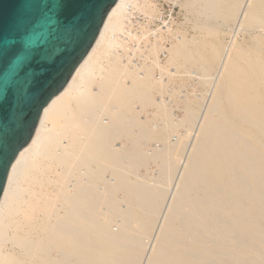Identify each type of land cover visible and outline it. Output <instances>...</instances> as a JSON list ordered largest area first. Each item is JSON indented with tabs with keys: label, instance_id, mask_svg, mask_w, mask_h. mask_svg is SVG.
I'll list each match as a JSON object with an SVG mask.
<instances>
[{
	"label": "bare ground",
	"instance_id": "6f19581e",
	"mask_svg": "<svg viewBox=\"0 0 264 264\" xmlns=\"http://www.w3.org/2000/svg\"><path fill=\"white\" fill-rule=\"evenodd\" d=\"M147 3L118 0L92 50L44 109L33 139L13 163L0 200V264H140L148 249L144 239L162 217L185 157L180 187L158 231L162 243L154 244L152 259L144 263L212 264L224 255L232 264L237 252L260 251L264 55L234 42L225 52L213 39L219 20L264 30V0H185L196 35L183 32L167 48L157 34L154 43L147 39L144 50L138 45L125 59L127 46L118 33L129 30L133 10L149 14ZM166 32L174 35L172 28ZM259 42L264 47V39ZM143 52L147 62L134 64ZM182 72L196 73L203 84L214 83L208 79L215 74L221 78L202 121V100L190 96L181 101V119H173L169 82ZM199 119L200 134L186 154ZM183 128L186 135L172 142ZM150 164L159 169L156 186L146 179Z\"/></svg>",
	"mask_w": 264,
	"mask_h": 264
},
{
	"label": "water",
	"instance_id": "95a60500",
	"mask_svg": "<svg viewBox=\"0 0 264 264\" xmlns=\"http://www.w3.org/2000/svg\"><path fill=\"white\" fill-rule=\"evenodd\" d=\"M117 2L0 0V50L19 49L7 65H0V200L12 165L33 139L44 109L86 59ZM62 4L67 5L63 11Z\"/></svg>",
	"mask_w": 264,
	"mask_h": 264
},
{
	"label": "rangeland",
	"instance_id": "374dc122",
	"mask_svg": "<svg viewBox=\"0 0 264 264\" xmlns=\"http://www.w3.org/2000/svg\"><path fill=\"white\" fill-rule=\"evenodd\" d=\"M147 1H148L147 10H148L149 14H146L145 12L133 10V15L130 17V19L129 20L126 19V30H128V29L129 30L126 31L125 34L118 33V35L120 36V39L125 40V45L127 46V51L125 52V59H127V56L133 55L131 50L133 48H137L138 45H141L142 50H144L145 41L147 39H149L152 43H154L155 42V36L157 34L163 36V38H164L163 43L165 42L164 45L167 48H170L171 44L175 43L177 38H181L182 37L181 33H183V32L186 33L190 38L192 36L196 35V33H195V31H193V27H192L193 26V17H192V15H190V12L184 7L185 0H147ZM203 19H204V21H206L205 18H203ZM218 23H219V28H218L219 34H218V37L216 39H213V41L216 42V44L219 47L224 49L225 52L227 50V47L232 42H234L238 46H241V47H244L247 49H252V50H254L256 52H260L264 55V47L260 46V42H259V39H264V30H262V29H250V28L242 29L239 26V24H236V23L235 24H230V23L228 24V23H225V22L220 21V20ZM168 28H170V29L172 28V30L174 31V35L176 37L174 35L167 33V32L165 33V30L167 31ZM178 30H180V33L177 32ZM238 30H239V32H238ZM133 35H137L138 38L140 39V41H138ZM167 55L168 54H167L166 49L159 53V60L161 62V65L166 64ZM133 60H134L133 61L134 64L143 65L145 62H147V61H145V52L139 53V55L136 56L135 58H133ZM169 69L170 70L172 69L171 72H173V73L175 72L174 67H169ZM192 74L188 75V74H185L183 72L181 74H176L175 76L172 77L171 81L169 82L170 88L175 90L173 92L174 95L172 94L173 96H170V97L167 96V99L169 98L168 101H170L171 105L173 106V119L175 120V123H177L181 119V117L183 116V113H184L183 106L184 105L182 104L183 102L181 103V101L183 99H185L184 98L185 96H190L191 98L195 97L197 99L202 100L201 104H202L203 108H202L201 113H200V117H201V121H202L205 118L204 113L206 111V108H208L207 106L211 103V99H212L213 94H214L213 89L215 90V87H214L215 82H217V80H219V78H220L217 74H215L214 77L212 76L211 78L209 77V79H208V81L211 79L212 80L214 79V83L203 84V79L200 76L196 75V73H192ZM188 76H190V77H188ZM157 77H160V76L157 74ZM181 79H184V82H185V85H184L185 87L183 86V88L181 87V82H180V81H182ZM165 80L168 81L167 76H165ZM206 80H207V78H206ZM158 99L160 100L159 97H158ZM203 100H204V102H203ZM183 101H185V100H183ZM196 125L197 126H195V128L193 129V132H190L189 143L187 146L186 154L188 152L192 151V149L195 145V141L200 134L201 125H202V122H200V119H199V123L197 122ZM186 132L187 131L184 128L182 130L181 129L178 130V133H175L173 135L174 137L171 138L172 142H175L180 134L186 135ZM157 143H156L157 148L162 147V143L161 144H160V142H157ZM156 144H154V147H156ZM186 160H187V158L185 157L183 159V161L181 160L179 162L178 174L176 175V178L173 180V182H172L173 184L170 185L171 187L169 186L170 191L168 189V191H169V194L167 196L168 200L166 199L165 204H164V205H166V204L167 205L162 207V214H161L162 217H160L159 222L157 223L156 227L154 228L153 233L150 236V238L144 239L145 245L148 249L145 250V252L143 254V258H142L143 262L141 261L140 264H143L144 261L147 262L148 260L152 259L153 255L150 252L152 251V248H153L155 243H157L159 245L162 243L161 235L159 233H160V229L162 227L163 221H164L163 217L166 215V213L168 211V205H169L170 201L173 199V197L175 196V192L178 189L177 187H180L179 174L183 170H185V168L187 166ZM149 168H150V172H149L148 176H146V179L150 182L151 185L153 184V186H156L157 185L156 180L159 177V173L157 174V172H159V169H157L156 166H153V164H150ZM141 176L143 177L144 174ZM163 210H164V212H163ZM159 225H161V226H159ZM115 226L116 225L113 226V230L117 229V227H115ZM158 231H159V233H158ZM230 232L231 231L227 232V234H229V235L232 234ZM148 239H150V241ZM261 244H264V242L263 241L259 242L256 245L257 249L260 250L258 253L252 254L251 253L252 251L250 249H244V253L243 252L242 253L237 252V257L235 259H233V261L231 263L232 264H236V263L244 264L246 262V264H248V263L249 264H258V262H260L261 264H264L263 263L264 261L262 260V258L264 259V256H263L264 255V249H262ZM256 246H255V248H256ZM8 247L10 248L11 244H8ZM247 252H249V253H247ZM259 253H261V254L259 255ZM243 254H245V255H243ZM242 255H243V257H242ZM246 256H248V257H246ZM238 257H240L239 261H237ZM254 258H255V261H254ZM241 260L244 262L242 263ZM214 261L215 262L217 261V262L215 263ZM230 261L231 260H229V258H227L223 255V256H219V258L214 257L212 264H230L229 263Z\"/></svg>",
	"mask_w": 264,
	"mask_h": 264
},
{
	"label": "snow or ice",
	"instance_id": "6c2138e0",
	"mask_svg": "<svg viewBox=\"0 0 264 264\" xmlns=\"http://www.w3.org/2000/svg\"><path fill=\"white\" fill-rule=\"evenodd\" d=\"M66 7H67L66 4H62V5H61L62 11H63ZM59 19H60L61 21H63V19H64L63 15H61V16L59 17ZM72 19L75 20V19H76V16L74 15V16L72 17ZM3 37H4V34H3V33H0V38H3ZM18 51H19V49H18V46H16V45H13L12 47H10V48H8V49H6V50H0V65H7V63L9 62V60H10L12 57H14V56L17 54ZM35 83H36V82H35V79H33V81H32V86H34ZM29 92H31V88L29 89ZM2 108H3V105H0V110H2ZM9 111L11 112V107H9ZM18 118H19L21 121L24 119L23 116H18ZM5 166H6V165H5Z\"/></svg>",
	"mask_w": 264,
	"mask_h": 264
}]
</instances>
